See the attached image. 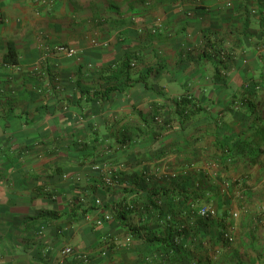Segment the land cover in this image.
<instances>
[{
	"label": "crops",
	"instance_id": "crops-1",
	"mask_svg": "<svg viewBox=\"0 0 264 264\" xmlns=\"http://www.w3.org/2000/svg\"><path fill=\"white\" fill-rule=\"evenodd\" d=\"M0 16L1 264H50L66 245L91 264H162V244L146 238L202 231L191 203L238 212L234 241L212 254L199 244L204 231L187 236L193 260L264 264V219L252 222L264 204V147L239 149L248 114L229 104L246 80L264 87V0H0ZM219 48L223 90L212 82ZM184 93L214 103L178 122L173 99ZM221 143L236 148L224 168Z\"/></svg>",
	"mask_w": 264,
	"mask_h": 264
},
{
	"label": "trees",
	"instance_id": "trees-1",
	"mask_svg": "<svg viewBox=\"0 0 264 264\" xmlns=\"http://www.w3.org/2000/svg\"><path fill=\"white\" fill-rule=\"evenodd\" d=\"M212 57L216 60L215 68L213 70L212 75V82L216 85L220 86V89H225L228 87V84L226 82L225 76L222 74V71L226 68V62L228 54L223 48L214 49L212 50ZM7 61L14 62L15 57L11 50L8 51L6 54ZM264 90V87L262 84L258 81H255V79L251 78L249 80H246L244 83L240 84L236 90L231 92L230 94V102L229 104L233 109H243L248 114V125L249 131L247 133L248 141L246 144L243 143V146L239 148L240 150H245L243 152H247V149L250 150L252 153H257L258 149H262L264 147V102L263 99L256 98V94L260 91ZM214 103V100L210 98H206L205 100H200L198 97L194 96L191 93H184L181 96L173 99L174 104V112L178 117V122H183L186 118L190 117L194 112L201 110L204 107H207L209 103ZM210 118H212V121L214 122L215 127H220V124L222 123L221 116L218 112L214 114L209 115ZM153 121H155L158 124H161L163 126H168L167 120L162 117L160 114H154L152 115ZM238 148V147H237ZM218 151L221 152V160L225 161L222 163L223 168L229 164V162L226 161V159L234 157V151L236 148L230 147V145H226L224 143H221L218 146ZM222 161V162H223ZM107 168V167H106ZM106 170V169H105ZM110 169H108L109 171ZM109 173V172H108ZM107 175V174H106ZM102 181L105 183V179L102 178ZM225 181V180H223ZM229 186H231L232 182L231 180L226 181ZM106 184H109L106 182ZM166 191V190H164ZM159 191L157 190H150L149 194H157ZM187 196V195H186ZM193 197V196H192ZM188 196L186 197V199ZM238 198V197H237ZM240 201V199H239ZM95 203V200H93ZM193 208H196V212L198 209V205L194 207V203H191ZM212 205V204H211ZM264 204L260 206L259 209V216L256 217V219H252V222L258 223L259 221H263L264 217L262 216L261 208ZM213 207L216 210V216L215 217H203L200 216L197 212V215L199 216L198 222L201 224L202 231L196 230L194 234H190L191 232L185 229L184 227H173L170 228L169 236L167 237H161L153 235L149 238H146L148 241H154L157 240L162 244V254L159 256L158 260L161 261L162 264H183L186 257L189 263L191 264H205V262H202V257L192 259V254H189L191 250H193V247H191L192 244H188L185 239H187V236L191 235H197V233L203 232V242H199L200 246L205 249L206 252H210L212 254V251L214 252L219 246H224L227 244H230L234 241V236L230 231V218L236 217L238 215V212L236 210H228L223 208L221 210H218L217 207L213 205ZM125 207L123 206L120 210H118V214L124 216V213L122 210H124ZM131 209L130 207L128 210ZM234 212L237 213V215L234 216ZM164 219L168 221L171 218V212L170 214L167 213L164 215ZM216 227V230L214 231L213 227ZM128 230L132 233H136L137 226L130 225L128 226ZM229 231L232 235V240H229L224 236L225 231ZM112 239V238H111ZM113 240V239H112ZM112 240H108L106 242L107 246H104V250L108 248L109 242L111 243ZM217 245V246H216ZM189 257V258H188ZM76 259V258H75ZM208 262V259L206 260Z\"/></svg>",
	"mask_w": 264,
	"mask_h": 264
},
{
	"label": "built area",
	"instance_id": "built-area-1",
	"mask_svg": "<svg viewBox=\"0 0 264 264\" xmlns=\"http://www.w3.org/2000/svg\"><path fill=\"white\" fill-rule=\"evenodd\" d=\"M40 1H44V0H40ZM0 21H1V16H0ZM55 48L60 51L63 52L64 54L71 56L73 54H75V49L66 45H62L59 44L57 46H55ZM104 179L107 183L111 182V177L109 176V174L104 176ZM95 204L100 205L101 201L96 198L95 199ZM262 211V216L264 217V205L261 208ZM197 212L200 216L203 217H215L216 216V210L213 207V205L208 204V203H204L200 206H198ZM237 215L236 212H234V216ZM110 218V214L109 213H103L101 216H98L96 218H94V224L95 225H100L104 220H107ZM224 236L226 238H228L229 240H232V235L230 234V232L227 230L224 232ZM106 242V245L107 246ZM101 254H105L106 251L104 250V248L100 251ZM74 255V257L81 262L82 264H91V254L88 252H76L73 250V248L70 245H66L61 249V257L53 262H51L50 264H66V260H65V256L67 255ZM1 264V263H0Z\"/></svg>",
	"mask_w": 264,
	"mask_h": 264
}]
</instances>
